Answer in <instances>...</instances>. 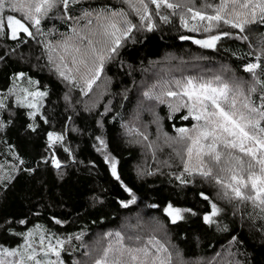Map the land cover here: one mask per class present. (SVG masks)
Returning <instances> with one entry per match:
<instances>
[{"label":"trees","instance_id":"obj_1","mask_svg":"<svg viewBox=\"0 0 264 264\" xmlns=\"http://www.w3.org/2000/svg\"><path fill=\"white\" fill-rule=\"evenodd\" d=\"M207 2L218 4L219 0ZM204 3L196 0L197 7ZM103 8L127 12L137 28L105 62L100 79L85 96L81 92L85 70L81 66L76 71L72 55L62 44L68 37L79 43L73 28L95 39L91 33L98 29V22L83 13ZM162 14L169 16V22L154 16V28L147 31L119 0H81L67 10L62 6L54 9L41 20L37 31L23 20L22 13L7 6L0 12L5 28L0 34V100L5 103L0 110V176L13 177L10 183L0 181V248L18 250L26 244V233L39 231L51 237L52 244L57 238L65 242L59 249L64 264H93L108 244L104 235L119 231L144 239L155 235L173 255L179 251L187 264H264V214L251 202L221 198L222 190L214 180L184 173L183 156H177L169 144L154 155L150 143L162 144L163 134L175 138L176 128H191L196 121L181 118L187 115L186 108L170 109L169 103H179L175 97L165 96V102L160 103L143 95L154 84L158 86L153 92L159 94L164 80L209 78L218 73L229 81L251 83L244 67L249 63L264 66V24L246 25L243 33L222 23L210 32H190L181 27L179 16L167 9ZM8 15L21 19L33 35L19 33L17 39H11ZM225 32L231 35H221ZM213 35H221L214 48L193 43ZM243 36L247 40L237 38ZM257 55H261L260 61ZM61 63V70L66 65L74 77L72 82L56 71ZM21 73L23 76L15 79ZM257 75L264 80V71L257 69ZM27 80L47 93L35 118L28 115L31 109L16 103V86ZM258 97L259 92L252 97L257 104ZM49 132L64 136V140L49 148ZM98 137L104 141L102 150ZM53 153L61 163L59 169L51 164ZM105 156L115 159L120 180L112 176ZM181 174L187 181L184 184L176 179ZM201 193L221 209L213 224L203 221L211 204ZM132 196L135 203L122 207ZM169 204L191 211L173 224L164 212ZM78 235L79 240L75 239Z\"/></svg>","mask_w":264,"mask_h":264},{"label":"snow or ice","instance_id":"obj_2","mask_svg":"<svg viewBox=\"0 0 264 264\" xmlns=\"http://www.w3.org/2000/svg\"><path fill=\"white\" fill-rule=\"evenodd\" d=\"M119 2L139 17L140 27H146L147 31H152L154 28V16H158L165 23L169 22V16L162 14L163 9L169 10L173 16H179L181 27L190 32L201 30L210 32L222 23L243 33L246 25L264 24V0H219L218 4L208 3L205 0L201 7L196 6V0H119ZM79 3L81 0H0V12H3L6 6L12 12H20L23 14V20L39 31L41 20L48 17L54 9L62 6L67 10L70 5ZM83 17H93L98 22V29L91 33V37L96 38L81 35L73 28L72 31L79 37V43L74 42L73 37H68L62 47L66 53L72 55V64L76 71L79 72L81 66L85 70L81 75L84 83L81 92L86 96L100 79L105 62L112 59L117 49L121 47L122 41L129 38L137 25L128 18L127 12L120 9L103 8L95 12L86 10ZM6 19L11 39H17L18 33H24L29 37L33 35L21 19L13 15H8ZM4 31V22L0 19V34ZM221 35L231 34L225 32ZM221 35L193 40V43L204 48H214ZM180 38L189 39L187 36ZM237 38L247 40V36ZM260 59L261 55H257L256 60L260 61ZM60 60L63 63L64 57L61 56ZM62 63L56 65V71L63 79L72 82L74 77L71 76L67 66L63 65L64 70H61ZM257 69L264 71V66L261 63H249L244 67V71L252 77L251 83L239 79L229 81L218 73L209 78L201 76L164 80L160 85L159 94L153 92L158 86L154 84L143 95L148 100L155 99L160 103L165 102L163 99L165 96L175 97L179 103L175 106L169 103L170 109L177 112L181 108H186L187 115L181 118L184 120L191 118L196 121L191 128H176L175 138L166 136V140H170L173 144L179 143L184 146L183 151L187 156V159L183 160L184 173L188 175L195 173L206 180H214L222 190V193L218 194L221 198H226L230 202L233 200L241 203L251 202L254 208H258L260 213L264 214V80L258 78ZM223 71L227 69H222ZM22 76L21 73L15 79H20ZM34 83L29 80L30 85ZM173 87L177 90L174 91ZM22 91L24 96L17 97L16 103L20 107L32 109L28 115L30 118H35L39 107L42 106L41 101L47 93L29 91L27 88ZM257 92H259V104L252 98ZM10 94H14L13 90H10ZM4 108L5 103L0 100V110ZM2 128L3 122H0V130ZM29 128L32 131L36 130L33 125H29ZM144 139H148L147 135ZM63 140L62 135L48 133L49 148H53ZM98 140L102 150L104 141L99 137ZM148 147L151 148L152 144L150 143ZM64 151L68 152L69 149L65 148ZM176 155L179 156L180 152L176 151ZM193 157L196 160L195 166H191ZM105 162L109 164L112 176L120 180L115 159L105 156ZM51 164L56 169L61 167L55 153L52 154ZM12 179L11 176H0V181L7 180L10 183ZM176 179L182 184L187 182L183 179V174ZM121 186L124 187V191L132 195L130 189L123 184ZM201 196L211 204V212L204 215L203 221L205 224H213L215 223L213 218L219 215L221 209L212 203L207 195L201 193ZM132 203H135V196L127 202H122L121 206L127 208ZM190 211V209L173 207L171 204L164 209L165 215L173 224L184 219L183 213ZM261 219H264V215ZM20 223L23 224L24 221ZM156 230L153 228V231ZM32 235V232L25 234L26 247L23 251H9L6 248L0 250V264H25V259L33 261L34 264H64L60 259L59 251L65 243L63 240L57 238L53 245L52 238L48 237L49 244L45 247L44 237H40V250L43 256L51 254L56 257L55 260H46L37 258L36 250L28 242ZM112 237L114 240L110 239ZM75 239L79 240L81 236L78 235ZM103 239L108 240V244L103 247L102 255L93 260V264H187L179 251L173 255L155 235L144 239L138 234L125 236L116 231L106 233ZM235 239L233 237L234 241ZM28 249L32 250L28 251ZM84 255L90 257L91 252H85ZM7 257H19V259L13 261L6 259ZM75 264H86V262H75Z\"/></svg>","mask_w":264,"mask_h":264},{"label":"rangeland","instance_id":"obj_3","mask_svg":"<svg viewBox=\"0 0 264 264\" xmlns=\"http://www.w3.org/2000/svg\"><path fill=\"white\" fill-rule=\"evenodd\" d=\"M25 88H27L29 91H40L39 89H37L35 87V84L30 85L29 80L22 81L21 85L19 84L16 86V90L18 92L19 97L24 96V92L22 91V89H25ZM184 99L186 100L187 98L185 97ZM29 100H31V97H29ZM161 138L162 139H160V140H161L162 144H160V145L156 144L155 146L151 147V150L153 151L154 155L157 156L160 153V148L162 146H164V148L168 149V144H169L174 148L175 152L176 151L180 152L179 156H183V158L180 157L181 158L180 160L182 161V163H183V160L187 159V156L184 154V151L182 149V145H180L179 143L173 144L170 140H166V135H164V134L161 136ZM156 143H157V140H156ZM170 152H172V151H170ZM192 163L194 165H196L195 157H193V160L191 161V166H193ZM32 233H33V235L28 242L31 243L33 245V248L36 250L37 258L52 260L51 254H49L48 256L45 257V256H43V253L40 250V237L42 236V234H40L39 231H33V230H32ZM43 237H44L45 247H47V245L49 244V239H48V237H45V236H43ZM25 247H26V244L23 247H21L20 249H18L17 251H23V249ZM0 250H2V248H0ZM31 250L32 249H28V251H31ZM6 259L15 261V260L19 259V257H7ZM25 264H34V262L33 261H27V259H25Z\"/></svg>","mask_w":264,"mask_h":264}]
</instances>
